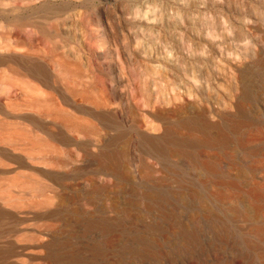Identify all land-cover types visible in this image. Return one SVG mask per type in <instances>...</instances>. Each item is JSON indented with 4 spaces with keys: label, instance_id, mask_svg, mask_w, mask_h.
Returning <instances> with one entry per match:
<instances>
[{
    "label": "rangeland",
    "instance_id": "obj_1",
    "mask_svg": "<svg viewBox=\"0 0 264 264\" xmlns=\"http://www.w3.org/2000/svg\"><path fill=\"white\" fill-rule=\"evenodd\" d=\"M1 1L15 14L34 9L36 19L52 11L54 16L46 22L58 25L59 36L46 40L44 35L51 29L35 33L26 28L18 32L26 43H16V34L13 43L12 38L7 39L10 50L0 49V57L11 61L0 64V84H8L20 94L19 84L25 79L42 93H30L31 98L52 96L70 114L95 120L91 113L95 107L67 90L68 86L88 88L85 78H74L64 68L59 83L51 79L55 62L46 59L44 51L58 48L89 78L96 71L104 72L99 85L117 94L118 122H111L100 111L96 114H101L102 128L115 138L114 151L125 153L122 165L129 184H120L104 200L114 198L116 211L133 202L130 182L138 154L144 162L155 165L152 175L162 182V193L179 199L165 207L171 215L166 223L156 207L144 212L147 222L161 223L162 229L153 235L163 242L167 254L138 264H203L195 253L174 251L184 243L180 228L191 230L196 224L204 234L201 243L205 250L212 246L217 252V258L208 257L206 264H244L249 259L253 264H264V240H258L250 229L264 223V0H33L34 8L26 7L23 0ZM2 27L12 26L0 19ZM136 91L140 93L135 99L140 106L137 111L131 106ZM156 108L168 114L155 119L151 112ZM203 108L210 110L206 119L220 123L223 131L199 127L198 115ZM135 117L146 134L140 151L131 127ZM183 119L192 120L194 126L178 128L176 124ZM233 124L236 126L231 127ZM163 126L184 140L183 148L189 155L179 150L167 152L165 141L158 137ZM220 133L229 138L225 145L201 141L217 138ZM152 134L156 136L150 141ZM202 160L216 163L215 177L207 175ZM144 190L156 193L146 182L136 196ZM253 201L261 208L257 216L251 208ZM241 212L246 219L240 217ZM207 213L219 220L211 218L217 224L199 220ZM218 223L223 224L222 229ZM144 230L139 233L149 238ZM223 234L226 242L219 239Z\"/></svg>",
    "mask_w": 264,
    "mask_h": 264
},
{
    "label": "bare ground",
    "instance_id": "obj_2",
    "mask_svg": "<svg viewBox=\"0 0 264 264\" xmlns=\"http://www.w3.org/2000/svg\"><path fill=\"white\" fill-rule=\"evenodd\" d=\"M23 1L26 7L34 8L33 0ZM13 10L0 0V19L12 26L10 29L0 28V49L10 50L7 39L12 38L13 43L14 34L17 35L16 43H26L27 40L18 33L26 28H31L35 33L43 32L44 28L51 29V33L44 35L46 40L59 36L58 25L46 22L54 16L52 11H45L39 16L41 19H36L34 9L28 14H15ZM44 54L46 59L55 62L54 76L49 77L54 82H58L64 68L70 70L74 78H85L88 88L79 90L75 86H68L67 90L89 101L96 109L91 113L97 118L91 120L70 114L52 96L31 98L30 93H42L25 83V79L20 81V94L11 90L8 84H0V264H138L147 258H163L161 256L167 254L162 247L164 244L154 237L157 229H162L161 223L147 222L144 212L156 207L161 221L166 223L171 220V215L165 207L171 202L178 203L179 199L171 193V196L162 193V182L152 175L155 165L144 162V158L138 154L130 182L133 202L124 204L121 211H116L114 198L107 202L104 200L120 184H129V177L124 174L122 165L125 153L122 150L118 153L114 151L112 143L115 138L102 128L101 114H96L100 111L111 122H118L115 113L118 96L106 85H99V81L106 76L104 72L96 71L94 77L89 78L80 66L65 59L61 49L51 48ZM1 57L0 64L11 61ZM137 92L131 98V106L136 111L140 110L135 100L140 94ZM241 105L238 100L237 108L240 109ZM208 112L210 110L203 108L198 115L199 127L223 131L220 123L206 119ZM167 114L160 108L151 112L155 119ZM192 123V120L183 119L176 126L192 128ZM131 127L135 133L136 148L140 151L146 137L143 125L135 117ZM153 135L149 136L150 141L156 136ZM158 137L165 141L167 152L179 150L189 155L183 148L184 140L177 137L171 128L163 126ZM216 137L201 141L225 145L229 140L224 133ZM200 163L208 176L215 177L216 163L209 160ZM146 182L156 193L144 190L137 197L140 186ZM216 183L222 182L217 180ZM229 184L232 185V182ZM251 208L256 216L259 215L261 208L258 201L252 203ZM240 215L246 219L245 213L241 212ZM213 217L207 213L199 220L202 219L200 221L206 225H209L208 222L217 224L215 217L211 220ZM196 225L191 230L180 228L184 243L175 246L174 251L195 253L201 263L206 264L210 261L208 257L217 258V252L212 246L205 250V245L201 243L204 234L201 227ZM142 229L150 234L149 238L139 233ZM250 229L258 240H264V223H256ZM223 236L219 239L226 242L229 234L225 238ZM111 255L116 259L111 261ZM248 261V264L254 262Z\"/></svg>",
    "mask_w": 264,
    "mask_h": 264
}]
</instances>
